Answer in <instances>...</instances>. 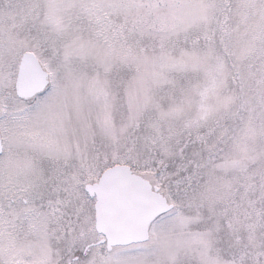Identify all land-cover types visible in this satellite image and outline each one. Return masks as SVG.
Here are the masks:
<instances>
[{
    "label": "snow or ice",
    "instance_id": "6c2138e0",
    "mask_svg": "<svg viewBox=\"0 0 264 264\" xmlns=\"http://www.w3.org/2000/svg\"><path fill=\"white\" fill-rule=\"evenodd\" d=\"M0 264H264V0H0Z\"/></svg>",
    "mask_w": 264,
    "mask_h": 264
}]
</instances>
